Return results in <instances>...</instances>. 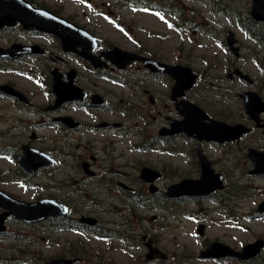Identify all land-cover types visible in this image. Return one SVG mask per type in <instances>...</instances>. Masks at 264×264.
I'll return each instance as SVG.
<instances>
[{"label": "rangeland", "instance_id": "obj_1", "mask_svg": "<svg viewBox=\"0 0 264 264\" xmlns=\"http://www.w3.org/2000/svg\"><path fill=\"white\" fill-rule=\"evenodd\" d=\"M34 1L50 11H58L64 18L71 16L79 25L94 31L103 42L125 50L157 54L168 63L178 62L191 67L199 79L187 97L198 105L210 107L216 119L236 122L245 117L238 106L236 93L260 89L264 94V50L238 30L236 20V17L249 19L251 0H219L226 7L217 4L215 9L213 2L206 5L200 0L181 2L180 6L193 9L201 17L198 22L212 28L211 37L196 28L183 30L181 19L131 8L114 9L113 5L121 0ZM109 13L117 16L112 18ZM118 23H122L128 33L118 28ZM227 29L234 30L241 42L239 58L226 49ZM10 39L11 32L0 34V43ZM234 66L249 75L253 84L229 81L226 75ZM8 76L0 74V83L8 78L33 91L35 81L23 77L16 79L17 76L12 74ZM138 83H130L138 87L135 89L130 84L102 81L101 93L111 101V106L105 111L89 113L67 109L71 117L84 125L77 131H69L57 123L47 124L50 118L46 115L37 116L38 133L45 138L46 144L41 146L46 150L53 144L59 147L52 150L59 166L29 180L30 185L22 190L13 185V192L25 201L53 198L66 202L75 211L70 219L93 217L98 219L100 227L126 232L134 238L120 242L84 232L54 230L49 222L34 226L13 223L9 231L18 230L20 237L14 241H0V264H46L51 259L68 256L71 243L76 242L88 250L85 260L76 264H264V252L260 259L248 263L199 258V252L213 241L240 250L250 242L264 239V218L250 216L256 213L261 199L259 188L264 183L242 179V173L235 169L233 162L226 166V159L218 158L216 152L219 151L208 150L214 159H218L214 164L216 171L226 175V190L208 198L167 200L163 195L167 187L184 178H197L198 170L192 157L187 156L191 148L189 141L158 137L161 124L158 105L147 107L142 104L138 106V113L133 112L132 108L136 107L134 96L142 93L143 88ZM144 84L157 100L162 99L163 93L169 94L168 81L166 87L152 79L144 80ZM212 91H216L219 98L210 93ZM200 92L207 93L201 95ZM37 93L44 99L40 90ZM160 107L162 109V105ZM100 120L118 123L120 127L113 131L95 129ZM248 143L255 145L258 142L247 136L242 145ZM230 147L224 148L227 155L230 153L229 157L234 155V147L229 151ZM92 157L95 161L90 160ZM83 161L91 165L94 178L82 172ZM4 165L13 167L0 159V166ZM143 167L157 170L162 175L154 184L158 189L155 194H150L148 185L139 180V171ZM243 191L247 193L245 197H236ZM219 200L221 203L217 204ZM200 224L205 226L202 237L196 232ZM142 236L148 237L166 258L145 261L146 252L134 241Z\"/></svg>", "mask_w": 264, "mask_h": 264}, {"label": "flooded vegetation", "instance_id": "obj_2", "mask_svg": "<svg viewBox=\"0 0 264 264\" xmlns=\"http://www.w3.org/2000/svg\"><path fill=\"white\" fill-rule=\"evenodd\" d=\"M25 1L33 4L36 8H44V6L34 0ZM9 2H11V0H0V4H8ZM54 14L58 15L56 13ZM66 20L79 25V23H77L71 16L67 17ZM53 23L55 22H52V27L54 26L55 28L53 27V29L51 27L53 30L50 29L53 32H42L37 28L25 27L21 22H16L15 25L11 27L0 28V34L11 32V39L4 41L3 44L0 43V74L4 77H9L8 74H12L17 76L14 77L16 79L23 77L26 80L31 79L35 81L33 91L28 87L21 85L18 81L16 82L8 78H4V81L0 83V159L7 161L8 164L13 166L10 168L5 165L0 166V218H3L0 223V241H5L6 239L14 241L19 239L20 232L18 230L16 232L9 231V227L13 223L18 224L19 226H32V224H26L21 220H18L16 216L10 212V207L14 204V201L12 200L28 204H36L42 199L36 198L33 201H25L13 192V185H16L18 189L22 190L23 187H28L30 185L29 180H33L40 174L45 173L48 170H53V168L59 166L58 160L52 155V150L59 147L54 146L53 144L51 147H48L49 150H46L41 146H46L43 142L45 138L39 135L38 129L40 124L35 118L37 116L46 115L50 118V121L47 124L57 123L69 131H77L78 129H81L84 126L83 123L71 117L70 113L66 110L71 108L74 112L89 113L90 111H105L108 109L111 106V101L108 100L104 93H101L102 81L121 85L130 84L136 81L140 82L138 84L143 87L141 89L142 93L134 96V103L136 104V107L132 108L133 112L137 111L138 113V106L142 104L147 107L158 105V116L161 117L159 130L166 133L165 139L177 138L179 141L185 140L191 143V148L187 153V156L192 157L193 164L196 165L198 170V177L194 180L200 179L201 165L199 152H201L209 161L214 172L222 175V179L225 184L226 175L216 171L214 168V164L217 163L218 159H214V156L208 152V150H217L219 151L216 152L218 154V158L226 159V166H229L232 162L236 165L234 167L242 173V179H251L264 183L263 173L250 175V171L254 168V166L246 156L247 150L249 148H254L258 152V159L260 161L264 159V111L259 115L258 125H261V127H256V124L254 125L247 119L242 101L239 99V95L244 92L235 94L240 111L243 112V115L245 116L243 119H238L236 122H226L223 119H216L212 115L210 107L206 108L205 106L198 105L188 99L187 96L192 90L194 91L196 86L192 87L189 91H186L183 94L184 97L173 99L171 89L174 81L167 74L151 72L144 67L143 62L140 59H136L130 63L123 61L125 65L123 69H119L118 66L113 64L104 55L108 49L117 46L110 42H103L101 38L96 37L97 35L94 31H89L84 26L80 25V28L90 32L92 36L96 37V42L92 41L90 38L87 41L88 37L77 30L70 29L57 22L55 24ZM238 30L241 31L240 28H238ZM56 31L59 34L56 33ZM228 31L229 30H226V33ZM260 31H263L264 34L263 26L260 28ZM240 44L241 42L237 39V45L241 51L242 48ZM120 49L125 52L134 53L165 64L182 65L178 62L168 63L157 54L151 55L148 52V54H146L144 51H130L123 48ZM129 58V56L125 57L126 60ZM230 70H233V72L230 73ZM230 70L228 71L226 77L228 78V76H230V79L240 81L239 77L234 75V72L240 69H237L234 66ZM147 79L158 81L162 83L164 87H166V81H168V96L163 93L162 99L157 100V98L151 94V91L145 88L146 84H144V80ZM54 82H58L62 88L70 93L71 89L72 92L75 93L77 90L76 97L78 98L76 99L78 100L73 98L69 101L56 102V96L52 90ZM130 85L131 87L138 89L137 86L132 84ZM38 90L42 92L44 99L38 95ZM206 93L207 92H200L201 95ZM210 93L215 94L219 98V94H217V92ZM257 93L259 94L260 99L264 102V94L262 90L258 89ZM183 100H187L192 104L198 105L204 111L207 117L204 119V123H209L208 119H216L224 121L228 124H244L253 127L252 132L247 136L254 137L258 143L255 145H251L249 143L247 145H242V142L246 137H243L238 141L220 144L207 141L200 142L194 136L189 137L183 133L178 135L167 134V130L170 129L171 123L183 124ZM161 105L164 110L163 112L160 107ZM111 111H113V109H111ZM71 118H73L74 122L78 124L73 130L69 127V123H65L63 121L64 119L70 121ZM119 127L120 124L111 123L105 120H100V123L95 125V129L105 131H113V129H118ZM130 130L131 129H128V131ZM228 146L234 147V155L230 157V153L227 155V151L224 149ZM231 147L229 151L232 150ZM58 150L61 151L60 149ZM35 151L43 152L50 155V157L52 156L53 159L57 160V164L52 167H39L32 172L29 171L32 169L29 166L27 169L30 173L26 172V170L21 167L20 161L22 162L24 153ZM90 160L95 161V158L92 157ZM85 162L86 161H83L81 163V167ZM89 167L91 168L90 164ZM94 177L95 175L91 178ZM47 179L49 180L50 177ZM228 179L229 174L227 176V180ZM226 188L227 187H225L223 191H225ZM259 191L261 192V199L258 203L261 204L264 203V186L259 188ZM7 197L8 199H6ZM237 197L241 198L240 196ZM198 198L200 199L204 197H197L193 199ZM226 201H228V199H226ZM12 209H14V207ZM256 215L261 219L264 218V213H256ZM96 221L97 224L93 227L88 226L85 223L81 225L78 221L73 222L75 226L80 228V232L94 234L104 239L129 242L131 241L130 238H134L133 236L126 234V232L119 233L114 229L102 228L99 226L100 223L98 219H96ZM53 222L54 221L50 220V223ZM71 224L72 222L68 220L65 227L69 228L71 227ZM145 238L147 237L142 236L139 240L134 241L137 245H139L138 248H141L146 252L144 254V259L147 261L145 258V255H147ZM71 245L72 248L68 251V256L66 255L64 258H71V251L76 249L80 251L79 255L88 254V250L85 249L86 247L83 245H80V242H76L74 244L71 243ZM85 252H87V254H85Z\"/></svg>", "mask_w": 264, "mask_h": 264}, {"label": "water", "instance_id": "obj_3", "mask_svg": "<svg viewBox=\"0 0 264 264\" xmlns=\"http://www.w3.org/2000/svg\"><path fill=\"white\" fill-rule=\"evenodd\" d=\"M250 15L254 20L264 23V0H252ZM50 19L64 22L67 26H72L76 30L78 29L79 31L86 33L80 30L77 26H73L65 20L54 16L47 10L33 9L31 5L27 4L23 0H12L8 4H0V28H2L3 26H11L16 21H19L25 27H36L40 30L49 31L48 28L50 27ZM226 41L228 46L231 47L235 42L234 36L230 33ZM231 51L235 55L238 54L237 48H231ZM104 55L118 67H123V60L126 56L129 55V57H131L129 61L138 58L143 61L144 66L151 72H158L169 75L174 80V86L171 90L173 99L182 97L184 92L191 89L196 81V75H194L192 70L187 67L169 66L166 64L158 63L146 58H140L133 54L122 52L120 49L115 47L108 50ZM236 74L239 75L240 79L245 80L248 83L251 82L250 78L247 75H242L238 72H236ZM57 83L58 82H54L53 85V92L54 94H56L58 99L56 102L69 101L76 96L77 92L70 93L62 88L59 83ZM239 97L244 103L246 113L249 118L253 122L258 121V115L264 111V103L261 101L259 95L255 92H246ZM76 98L78 97H75V99ZM182 104L185 109L183 110V114L185 116L183 124L181 125L171 123V130H167V134L173 135L184 132L188 136L195 135L198 140L223 143L238 140L242 135L247 134L250 131V129L246 128L243 125L228 126L225 123L215 120H211L210 124H205L203 120L206 118V116L200 108L186 101H183ZM63 121L65 123H69V127L71 128H75L77 126V124L73 123L72 120H70L71 122L67 119H64ZM159 134L163 136L166 135L164 131H161ZM247 155L255 165V170L252 173H264V159L261 161L258 159V152L253 149H249ZM51 164L56 163L47 155L38 151L24 153L23 160L22 162L20 161L21 167L28 173L34 171L36 168L45 166L47 167ZM200 164L201 177L199 180L186 179L177 184L171 185L167 189L166 196L170 199L178 198L181 196H206L216 189H222L223 185L220 174L213 173L208 161L202 155H200ZM29 166L30 168H32L31 170H29L30 172L27 169V167ZM88 167L89 165L87 163L82 164L83 171L87 175L93 176V172L90 171ZM159 176L160 175L158 172L150 168H143L140 174V178L143 181L149 183L154 182V180ZM155 190L156 189L153 186L150 187L151 192H154ZM6 199H8V197ZM12 201H14V204L10 207V212H12L18 220H21L22 222L28 224L38 223L53 216L65 215L68 212V209L65 206H62L53 200H42L37 204L21 203L15 200ZM13 207L14 209H12ZM259 210H263L262 207H260ZM2 220L3 218H0V223L2 222ZM81 221L86 222L89 225L95 224V220L92 218L81 219ZM197 233L202 236L204 234V226H198ZM145 246L148 249V254L145 257L147 260H153L158 257L163 258L162 255H159V250L153 247L150 241H148ZM262 249H264V241L262 240H257L253 243L247 244L241 249V251L238 252L232 250L231 248L220 242H213L207 249L202 250L199 253V258L220 259L225 257H232L240 261H247L258 256L261 253ZM73 262H75V260L58 259L53 260L48 264H72Z\"/></svg>", "mask_w": 264, "mask_h": 264}, {"label": "trees", "instance_id": "obj_4", "mask_svg": "<svg viewBox=\"0 0 264 264\" xmlns=\"http://www.w3.org/2000/svg\"><path fill=\"white\" fill-rule=\"evenodd\" d=\"M133 3L134 7H145L149 10L153 11H159L162 13H169L170 12V0H127V2ZM195 26H199L198 24H195ZM205 32H210L209 29H204ZM79 250H73L71 251V258H85L87 255H79ZM87 254V252H85Z\"/></svg>", "mask_w": 264, "mask_h": 264}]
</instances>
